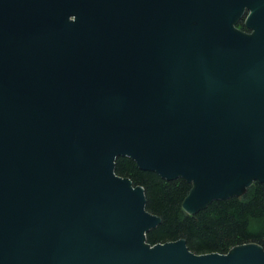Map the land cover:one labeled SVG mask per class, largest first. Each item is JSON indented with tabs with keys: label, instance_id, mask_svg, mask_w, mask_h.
<instances>
[{
	"label": "water",
	"instance_id": "1",
	"mask_svg": "<svg viewBox=\"0 0 264 264\" xmlns=\"http://www.w3.org/2000/svg\"><path fill=\"white\" fill-rule=\"evenodd\" d=\"M125 156L188 214L264 183V0H0V264H264L149 246Z\"/></svg>",
	"mask_w": 264,
	"mask_h": 264
},
{
	"label": "trees",
	"instance_id": "2",
	"mask_svg": "<svg viewBox=\"0 0 264 264\" xmlns=\"http://www.w3.org/2000/svg\"><path fill=\"white\" fill-rule=\"evenodd\" d=\"M247 32L244 20L237 25ZM249 32V31H248ZM116 174L145 190L147 210L160 218L158 227L146 234L149 246L184 240L196 254H229L235 249L257 244L264 249V183L253 180L243 196L215 199L194 214L183 203L194 189L184 177L162 179L156 171H146L129 156L117 158Z\"/></svg>",
	"mask_w": 264,
	"mask_h": 264
},
{
	"label": "flooded vegetation",
	"instance_id": "3",
	"mask_svg": "<svg viewBox=\"0 0 264 264\" xmlns=\"http://www.w3.org/2000/svg\"><path fill=\"white\" fill-rule=\"evenodd\" d=\"M237 28H239V27H237Z\"/></svg>",
	"mask_w": 264,
	"mask_h": 264
},
{
	"label": "built area",
	"instance_id": "4",
	"mask_svg": "<svg viewBox=\"0 0 264 264\" xmlns=\"http://www.w3.org/2000/svg\"><path fill=\"white\" fill-rule=\"evenodd\" d=\"M73 20V19H72Z\"/></svg>",
	"mask_w": 264,
	"mask_h": 264
}]
</instances>
